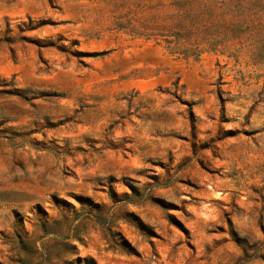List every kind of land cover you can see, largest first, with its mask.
I'll return each instance as SVG.
<instances>
[{"label":"rangeland","instance_id":"374dc122","mask_svg":"<svg viewBox=\"0 0 264 264\" xmlns=\"http://www.w3.org/2000/svg\"><path fill=\"white\" fill-rule=\"evenodd\" d=\"M169 1L0 0V264H264V62L115 27Z\"/></svg>","mask_w":264,"mask_h":264},{"label":"trees","instance_id":"16d2710c","mask_svg":"<svg viewBox=\"0 0 264 264\" xmlns=\"http://www.w3.org/2000/svg\"><path fill=\"white\" fill-rule=\"evenodd\" d=\"M139 8L117 17L115 27L174 56L214 52L239 59L248 46L250 58L264 62V0H170Z\"/></svg>","mask_w":264,"mask_h":264}]
</instances>
